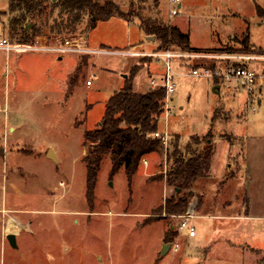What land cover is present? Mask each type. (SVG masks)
<instances>
[{
  "label": "rangeland",
  "instance_id": "1",
  "mask_svg": "<svg viewBox=\"0 0 264 264\" xmlns=\"http://www.w3.org/2000/svg\"><path fill=\"white\" fill-rule=\"evenodd\" d=\"M113 1L128 12L129 21L112 16L97 21L89 30L84 14L74 31L65 30L48 43L86 34L90 47L125 53L133 47L130 43L143 39L138 28L141 19L157 16L169 24L171 19L186 20L191 43L212 48L204 53L242 55L260 54L252 53L251 48L264 50V0H182L181 13L173 17L168 16L167 6L160 0ZM7 6L8 0H0V35L9 39ZM56 16L54 10L51 24ZM157 45L143 51L155 50ZM80 55L47 50L7 52L0 48V264H264L258 260L263 253L256 254L240 245L231 233L225 234L231 222L217 218L205 219L204 226L196 225L199 232L193 239L185 238L184 231L173 240L179 242L178 250L171 247L161 254L165 223L176 224L180 216L151 211L163 200V182L166 196L173 191L172 185L158 178L173 162L168 158L173 144L178 141L183 151L192 137L200 140L193 144L195 149L209 139L216 154L213 169L217 179L209 182L208 174L196 181L198 185L202 179L207 182L202 192L205 205L215 212L236 211L234 206L225 210L219 206L220 199H227V180L220 177L221 166L230 163V173L240 168L246 180L252 184L257 181L260 171L247 164L245 172L238 161L245 159L248 151L264 150V59L245 61L258 73L251 103L246 90H234L232 96L231 89L229 92L218 79L183 73L176 76L169 113L161 117L160 130L169 134L162 154L149 155L147 165L143 157L130 180L123 167L111 175L110 159L105 156L89 204L85 195L84 130L96 126L106 98L119 80H124L122 74L127 77L131 67L138 64L136 74L140 72L141 85L137 90H148L149 73L152 69L155 75L161 73V63L149 56L123 53L88 54L86 61ZM126 57L129 65L120 70L119 63ZM238 60L197 58L177 70L214 68ZM76 65L80 66L78 80L66 96L68 78ZM89 78L92 83L87 85ZM215 84H221L220 90H213ZM228 130L240 135L241 141ZM220 141L233 145V157L226 160ZM49 148L57 160L47 156ZM199 195L193 188L189 196V201L196 197L195 208ZM257 212L264 215V204L256 205L252 213ZM251 222L260 235H252L250 241L264 244V220ZM9 233L15 234V247L6 238ZM193 241L207 247V254H200ZM246 241L250 243L248 238ZM261 248L264 250V245Z\"/></svg>",
  "mask_w": 264,
  "mask_h": 264
},
{
  "label": "trees",
  "instance_id": "2",
  "mask_svg": "<svg viewBox=\"0 0 264 264\" xmlns=\"http://www.w3.org/2000/svg\"><path fill=\"white\" fill-rule=\"evenodd\" d=\"M54 10L57 11V16L51 24L49 18ZM5 13L8 15V35L11 42H31L41 37L48 43L52 38H58L65 30L74 31L75 25L84 14L88 16L86 27L89 30L97 21L107 20L112 16L129 21L128 12L113 0H8ZM139 27L145 35L154 36L153 40L159 41L156 49L212 50L192 46L187 32L181 31L176 25L164 22L157 16L142 18ZM251 52L264 53V50L251 48ZM80 56L86 61L88 54ZM138 69V64L131 67L122 85L106 98L103 114L96 126L84 130L85 195L89 204L92 203L97 174L105 156L110 159L111 175L123 167L127 179L130 180L138 170L143 157L151 154L161 155L163 152V144L159 138L154 137V132L160 130L161 126L164 89L144 91L134 89L133 78ZM79 72L80 66L76 65L68 78L66 96L71 94ZM199 141L197 137H192L183 151L180 150L178 141L173 144V151L168 157L173 158V162L164 173L158 174L160 180L164 179L166 184L172 185L173 191L165 197L163 203L153 209L154 213L164 212L172 215L183 213L196 181L209 174L214 156L213 144L211 141L206 142L205 139L202 140L203 146L195 149L193 144H198ZM151 176L156 178L155 175ZM176 236L177 229L169 227L163 241L172 242ZM261 260L264 262V256Z\"/></svg>",
  "mask_w": 264,
  "mask_h": 264
},
{
  "label": "built area",
  "instance_id": "3",
  "mask_svg": "<svg viewBox=\"0 0 264 264\" xmlns=\"http://www.w3.org/2000/svg\"><path fill=\"white\" fill-rule=\"evenodd\" d=\"M167 12L169 17L179 15L182 8V0H166ZM0 48L5 49L7 52L10 50L23 52L28 50H47L54 51L56 53H77V54H94V55H109L113 53H123L127 55L135 56H149L154 60L161 63V73L150 75L149 77V89L155 90L158 88L164 89V114L167 117L170 110V101L172 95L176 91V76L183 73L190 76H205L211 79H218L222 83L235 85L240 89H244L248 93L247 101L251 103L253 101V94L255 91L256 80L258 73L256 70L248 66L245 61L250 59H264V53L260 54H209L202 51H183L179 49H155L152 51H138L133 49H125L123 51H115L102 47H90L87 45V35H73L65 36L59 41L53 43L41 42L39 39H35L31 42H11L8 38L0 35ZM124 50V49H123ZM216 57V58H234L238 61L225 63L224 65H217L213 67H193L189 71L179 72L177 67L185 65L197 58ZM92 83L91 78L86 80V84ZM254 109V107H251ZM154 137L159 138L163 145H167L169 142V134L166 130H157L154 132ZM195 197L189 201L187 208L181 213L179 223L177 225V232H187L189 236L195 234V228L191 223L192 218L195 216ZM175 251L179 248V242H170V248Z\"/></svg>",
  "mask_w": 264,
  "mask_h": 264
},
{
  "label": "crops",
  "instance_id": "4",
  "mask_svg": "<svg viewBox=\"0 0 264 264\" xmlns=\"http://www.w3.org/2000/svg\"><path fill=\"white\" fill-rule=\"evenodd\" d=\"M160 2L164 5L167 6V1L166 0H160ZM183 5V3H182ZM183 7V6H182ZM174 19V18H173ZM170 23L172 25H176L181 31L183 32H187L189 34V41H190V33H189V24L187 23L186 20L183 19H175L172 21V19L170 20ZM138 28L140 29V27L138 26ZM141 30V29H140ZM142 31V30H141ZM143 32V31H142ZM232 34H230L231 36ZM190 44L192 46H195L197 48L204 49L203 46H197V45H193L190 41ZM157 45V42L154 40H151L147 37V35H145V33L143 32V39H139L133 43H130V46H133L130 49L133 50H138V51H143V50H150L153 47H155ZM61 58V57H59ZM128 57H126L125 60H121V62L119 63V69H124L125 67H128V61H127ZM155 72L154 69H152V71L149 73V76L152 75ZM139 73L138 72L136 74V76L134 77V81H133V86L135 89H138V85H141V82L139 81ZM155 74V73H154ZM122 77H126L124 76V74H122ZM123 83V80H119V84L117 85L118 89ZM216 85V84H215ZM220 85L217 87V90H220ZM226 88L231 89V93L232 96H234V90L237 91L238 87H236L235 85H231V84H225ZM115 89V90H116ZM261 88L259 87V90ZM147 90V89H146ZM260 102V100H259ZM228 110H232L231 108H229ZM233 114L235 115H240V114H236L233 112ZM242 117V116H241ZM239 120V119H238ZM232 122V121H231ZM235 123H237L238 121H233ZM231 132V134L233 135V137H235L236 139H239L241 141V137L240 135L235 134L233 131L228 130ZM210 140L208 139L206 142H209ZM219 143H221L224 147V152L226 153V160L233 157L232 154V147L233 145L228 143L225 144L224 142L220 141ZM216 151V149H215ZM241 154H242V149H241ZM216 154H214L213 159H212V163H211V169L209 172V182H211L213 179H217V175L218 173L217 170L213 169L214 168V157ZM149 156H145V164L148 161ZM222 162V161H221ZM241 163L242 166V170L246 172V165H250V168L252 169H258L259 174H257V181L252 184L249 180H246V177L244 174L240 173V168L236 170H234L233 172L230 173L229 171V166L230 163L225 167L222 163L221 168L223 167L222 170V174L220 175L221 178H225L227 180L226 183V192H227V199L223 200L220 199L219 201V206L223 207L224 210L226 207H232L234 206V209H236V211H214L212 208L207 207V205H205L204 202V197H205V193H202L203 191H206V188L208 185H206L207 182H204V179H202L203 182H201L200 185L195 184L194 190L195 193L199 192L200 195L198 197L199 199V204L197 206V208H195V216L192 218L191 223L195 228V234L193 236H189L187 234L188 239H193L195 237H197L199 230L197 229L196 225H203V222L206 223L205 219H227L231 222V224L228 225V228L225 230V234L231 233L232 237H236L237 239L240 240V245H243L244 247H248L250 248L254 253L256 254H262V257L264 256V250L261 248L263 247L264 244H256V242H254V239L250 241V237L253 236H257L260 235V230L257 229V227H255L254 224H252L251 221H255V220H264V215H261L260 213H252V211H254L256 209V205L257 204H264V150L262 148L259 149H254L252 151H248L247 152V156L246 158H240V160L238 161ZM147 165V164H146ZM216 168H220V166H216ZM262 171V173H261ZM213 180V181H214ZM212 181V182H213ZM211 182V183H212ZM225 182V181H223ZM210 186V185H209ZM162 189L164 191L163 193V200L161 203H163L165 197H166V192H167V188L165 183H162ZM195 197V196H194ZM196 200V197H195ZM223 200V201H222ZM239 200H241L239 202ZM197 202V200H196ZM159 203V204H161ZM155 205L156 207L159 205ZM155 207H153L151 209V211L154 209ZM223 210V209H222ZM147 214V213H144ZM149 214H147L148 216ZM180 214H178L179 216ZM167 219V218H166ZM165 219V220H166ZM180 220V219H179ZM179 221L176 223L178 225ZM166 228L163 230L162 235L160 236V240L161 242H163V236L165 234V232L167 231V227L171 226V228L173 229H177V225L173 224L172 225L168 224V222L166 221ZM183 233V232H182ZM182 233H178L177 232V238L181 237ZM249 239L250 243H247L246 239ZM179 241V240H178ZM246 241V242H245ZM197 251L200 254L206 255L207 254V247H203L199 245V242L197 241H193ZM163 245V243H162ZM258 247V248H257ZM170 249V247L168 248V250ZM166 250V252L168 251ZM165 252V253H166ZM262 257H259V259H261Z\"/></svg>",
  "mask_w": 264,
  "mask_h": 264
},
{
  "label": "water",
  "instance_id": "5",
  "mask_svg": "<svg viewBox=\"0 0 264 264\" xmlns=\"http://www.w3.org/2000/svg\"><path fill=\"white\" fill-rule=\"evenodd\" d=\"M149 39L153 40L154 39V36H147ZM124 76H126L124 74ZM219 86V84H216L214 85L213 87V90L214 91H217V87ZM259 103V101H258ZM47 156H49L50 158H52L53 160H57L56 159V155L55 153L53 152L52 148H49L48 150V153H47ZM177 192H179V189L177 188ZM6 238L8 240V242L13 246L15 247L16 246V241H15V234L14 233H9L6 235ZM170 247V242H166V243H163L162 245V251H161V254H164L166 252V250H168V248Z\"/></svg>",
  "mask_w": 264,
  "mask_h": 264
}]
</instances>
